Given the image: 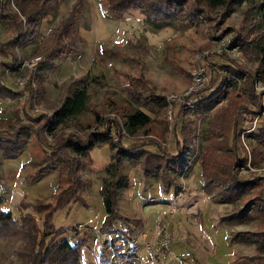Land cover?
Segmentation results:
<instances>
[{"label":"rangeland","instance_id":"1","mask_svg":"<svg viewBox=\"0 0 264 264\" xmlns=\"http://www.w3.org/2000/svg\"><path fill=\"white\" fill-rule=\"evenodd\" d=\"M60 5L63 8H59ZM71 11L76 19L70 35L60 44L62 51L50 61L43 59L31 66L35 52ZM206 13L207 16L197 20L184 17L166 25L146 20L135 10L119 17L110 16L105 0H52L46 15L37 19L36 28L27 25L24 29L28 32L34 27L36 34L29 41L28 37L22 38L26 43L14 48L17 50L15 67L1 66L0 75L6 85L18 89L17 81L23 79L27 81L24 87L41 86L31 107L34 113L51 114L65 96H71L76 89L84 91L85 106L55 128L53 132L59 135L76 130V126L86 127L93 121L94 111L101 116H113L114 109L106 103L107 98L124 101L132 111H144L152 117L150 128L157 131L162 126L158 120L162 116L153 96H163L169 102L168 108L170 102L177 108L194 85V70H202V87L208 84L212 69L222 75L221 96L215 94L217 86L206 90L215 99L214 107L205 116L196 117L193 137L183 151V172H172L167 179L160 172L144 174L134 156L122 159L121 174L127 182L116 191L120 219L111 233L99 231L105 216L99 191L107 178L109 146L101 144L90 151L93 162L83 166L79 173L81 179L88 182L83 193L86 205L71 203L56 210L51 221L56 228L69 229L58 239L66 238L73 244L85 241L83 264H102L101 257L114 264H182L180 261L184 259L189 264H257L256 242L242 235V232L258 229V221L248 216L249 200L221 201L215 188L203 184L199 166L204 141L213 130V116L222 118L221 112L216 111L224 107L234 111L236 102L254 109L247 91L249 79L245 81L244 73L234 74L230 68L226 69L232 64L220 54L249 71L253 94L260 97L264 105V66L260 65L261 54L254 42L264 30L249 0H226L223 6L209 8ZM11 35L12 30L0 21V40L6 41ZM140 78L143 81H139ZM194 98L191 97V101ZM12 105L7 102L3 117L11 116ZM181 117L180 123L194 118L189 112ZM258 117L264 120V110L255 114L242 109L239 113L243 129L241 144L251 157L235 171L242 180L257 179L260 183L264 180V139L245 134L253 131ZM119 120L123 124L122 119ZM222 120L220 126L225 123V119ZM162 129L165 137L162 147L175 154L171 121ZM53 132L46 134L49 142ZM21 136L23 150L16 158H3L0 152L1 207L10 209L16 216L35 213L31 205L49 201L57 187L58 166L44 175H36L32 162L41 160L44 149L32 131ZM135 139L125 136L123 141L130 144ZM252 150L258 154L253 155ZM163 225L171 238L170 253L159 247L150 254L144 249L142 243L145 242L140 236L144 232L147 239L152 240L163 230ZM20 245L19 241L0 239V264H27L28 257L19 251Z\"/></svg>","mask_w":264,"mask_h":264},{"label":"trees","instance_id":"2","mask_svg":"<svg viewBox=\"0 0 264 264\" xmlns=\"http://www.w3.org/2000/svg\"><path fill=\"white\" fill-rule=\"evenodd\" d=\"M249 1L254 5L258 23H261L264 30V0ZM49 2L50 0H0V20L9 25L14 32V36L9 41L0 42V52L9 59L4 63L6 68L15 67L17 54L14 48L22 47L26 43L23 41L24 38L28 37L27 41L33 39L36 34L37 19L47 11ZM225 2L226 0H105V8L110 16L119 17L130 10H137L146 20H155L168 25L184 17L191 21L203 15L207 16V9L218 8ZM74 19V12L69 13L68 17L52 33L47 43H44L41 49L38 48L35 54L41 55L44 59L50 58L62 40L66 39ZM27 25H34L35 28L26 32L24 29ZM254 42H256L257 51L261 54L260 65L264 66V31ZM11 44L13 47L8 48ZM220 55L232 64V67L226 69L230 68L234 74L244 73L245 81L249 79L250 84L247 86V91L254 109L236 102L234 111L230 107L216 111V113L221 112L220 116L225 119V123L220 126L219 122H223L222 118L213 116L211 121L213 130L204 141L205 145L200 157V173L203 184L215 188L221 201H243L245 198L249 200L246 204L250 208L248 216L258 221V229L242 232V235L256 242V262L264 264V180L260 183L257 179L245 181L240 179L235 171L237 167L246 163L247 157H251L250 152H246L241 144L240 133L243 129L239 113L243 109L258 114L259 111L264 110V105L260 97L253 94L252 77H248L249 71L243 66L239 67L237 62H231L232 60L226 55ZM221 76L218 70L215 72L212 69L208 84L189 92L188 96L196 95L198 98L193 108L185 109L183 103L176 108L173 105L174 102H170L171 107L168 108L169 102L165 100V97L151 96L162 116L158 119L162 126L157 131L150 128L152 117L144 111H132L124 101L107 98L106 103L114 109L113 116H101L94 111L93 121L86 127L76 126L77 131L68 133L61 130L63 133L59 135L53 132L55 128L79 113L85 106L84 91L76 89L71 96H65L60 105L51 111V114L34 113L31 107L36 87L26 86L22 89H15L6 85L0 75V99L14 101L10 109L11 116L0 118V152L3 158H16L23 150L21 133L26 134L32 131L35 140L44 149L41 160L32 162L34 173L41 176L58 166L56 192L49 201L31 205L35 213L26 212L16 216L10 209L1 207L0 198V239L19 241L21 244L19 251L22 250V253L27 255V264H83L82 251L86 245L85 241L82 239L73 244L69 239H58V236L63 235L69 229L56 228L51 221L56 210L71 203L86 205L83 193L88 187V182L81 179L79 173L83 166L92 164L90 151L101 144L109 146V162L105 166L107 178L99 191L105 212L99 231L101 234L111 233L114 232L115 222L120 219L116 206V191L119 186H124L127 182L121 174L122 159L134 156L136 165L144 174L154 175L160 172L167 179L172 172L177 174L183 172L185 167L183 151L189 146L193 137L196 117L205 116L214 107L212 103L215 99H212L206 90L213 85L217 86L218 90L215 94L221 96L220 91L223 86ZM139 81L143 80L140 78ZM188 112L192 113L194 118L180 123L183 119L181 115ZM168 116L171 121L172 148L175 154L169 153L162 147V142L165 140L162 128L164 124H170ZM258 118L253 131L248 130L245 134L260 136L259 138L264 139V120ZM139 129H144V131L140 134ZM51 132L53 136L52 141L49 142L46 134ZM125 136H133L136 139L130 144H125L123 141ZM138 138L141 141H138ZM221 150L226 153L222 154ZM252 152L253 155L257 153L253 150ZM251 206L254 208L252 209ZM72 230L78 232L76 228ZM48 236L51 238L48 239ZM131 236L129 239H132ZM126 243L127 246L130 245L128 240ZM100 261L102 264H114L106 257H101Z\"/></svg>","mask_w":264,"mask_h":264},{"label":"built area","instance_id":"3","mask_svg":"<svg viewBox=\"0 0 264 264\" xmlns=\"http://www.w3.org/2000/svg\"><path fill=\"white\" fill-rule=\"evenodd\" d=\"M44 58L41 56V55H36L34 58H33V61L30 63L31 66H34L36 65L38 62L42 61ZM192 78H193V81H194V85L193 87L190 89V91H196L198 90L200 87H202L203 85V80H204V76L202 74V70L199 68V69H196L192 72ZM27 81L21 79L19 81H17V87L19 89H21L22 87L25 86ZM189 91V92H190ZM188 92V94H189ZM188 94L186 96H188ZM195 97L192 101H191V97ZM186 100L183 101V105L184 107H188V108H193L195 106V102L194 101H197V98H196V95H192V96H188V98H185ZM194 102V103H193ZM170 211H173L172 209L170 210L169 209V212ZM170 213H173V212H170ZM163 228V230H162ZM161 228V232L159 230V233H158V236L152 240L150 239H147V235L146 233H142L140 238L142 239V241H144L145 243H142L144 244L143 247L146 251H148V253L150 254H154L155 252V249L156 248H159V249H162L164 252H167L170 253V247H171V238L168 236L167 232H166V227L163 225ZM159 255V253H158ZM156 256L158 259H159V256ZM177 258V257H176ZM182 264H189V263H186L185 259L184 260H181L180 261Z\"/></svg>","mask_w":264,"mask_h":264},{"label":"crops","instance_id":"4","mask_svg":"<svg viewBox=\"0 0 264 264\" xmlns=\"http://www.w3.org/2000/svg\"><path fill=\"white\" fill-rule=\"evenodd\" d=\"M51 2H52V0H50V2H49V6H50V4H51ZM61 4V3H60ZM63 4V3H62ZM61 4V5H62ZM59 6V8H63L62 6ZM49 6H48V8H49ZM48 8H47V10H48ZM135 11H137V10H135ZM72 12V11H71ZM71 12H69V13H71ZM137 13H138V11H137ZM139 14H141L140 12H139ZM43 15H46V12L43 14ZM43 15H41L40 17H42ZM69 15V14H68ZM68 15L67 16H65L62 20H60V22H59V25H58V27L61 25V23L68 17ZM142 15V14H141ZM143 16V15H142ZM39 17V18H40ZM75 19H76V17H75ZM75 19H74V21H73V23L75 22ZM1 21V20H0ZM3 22V21H2ZM5 23V22H4ZM38 23H39V20H38ZM73 23H72V25H73ZM6 24V23H5ZM72 25L70 26V29L68 30V34H67V37L70 35V32H71V28H72ZM6 26H7V28L8 29H10L11 30V28H9V25H7L6 24ZM57 27V28H58ZM57 28H55L54 29V31L57 29ZM53 31V32H54ZM52 32V33H53ZM52 33H51V35H52ZM50 35V36H51ZM14 36V32L12 31V35L10 36V38L9 39H7L6 41H1L0 40V42L1 43H5V42H7V41H9L12 37ZM50 36H49V38H50ZM66 37V38H67ZM49 38H47V40H45L44 41V43H47V41L49 40ZM44 43L41 45V46H43L44 45ZM61 44V43H60ZM41 46L39 47V49H41ZM61 46L62 45H59L58 46V48L56 49V51H55V53L50 57V58H47V60H52L56 55H57V53L59 52H61L62 51V49H61ZM10 46H8V48H9ZM16 48V47H15ZM11 49V48H10ZM15 50V52H17V50L16 49H14ZM0 56L2 57V59L0 60V71H1V66L3 65L4 66V63L5 62H7V61H9V59H8V57H6L5 55H3L1 52H0ZM45 60H46V58H45ZM64 67H66V66H64ZM40 73H41V71H40ZM39 73V74H40ZM15 88V87H14ZM16 89V88H15ZM38 89V90H37ZM40 89V90H39ZM41 91V86L38 84V87L36 88V94L38 93V92H40ZM44 91V90H43ZM36 94L34 95V98H35V96H36ZM0 100H2V99H0ZM9 100H2V101H0V118H5V117H3V115L7 112V102H8ZM33 101H34V99H33ZM9 102H12L13 104H14V101H9ZM33 104V103H32ZM13 106V105H12ZM12 108V107H11ZM10 111V110H9Z\"/></svg>","mask_w":264,"mask_h":264}]
</instances>
